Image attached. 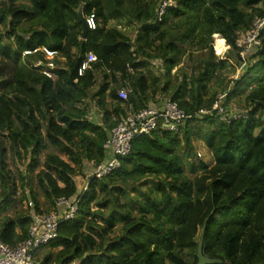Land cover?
Wrapping results in <instances>:
<instances>
[{"label": "trees", "instance_id": "obj_1", "mask_svg": "<svg viewBox=\"0 0 264 264\" xmlns=\"http://www.w3.org/2000/svg\"><path fill=\"white\" fill-rule=\"evenodd\" d=\"M163 1L0 0V211L16 192L9 158L26 163L19 200L28 188L37 213L59 197L77 204L40 264H196L201 235L209 258L264 264V26L246 56L237 45L264 17V0H168L160 14ZM79 9L96 16L84 38ZM110 20L139 24L135 38ZM215 34L226 42L225 58L213 52ZM42 48L56 52L53 69ZM88 53L95 60L78 75ZM159 58L161 80L149 69ZM234 64L242 68L238 78H216ZM213 79L221 92L210 91ZM157 88L187 114L179 131L134 137L119 168L88 177L79 191L75 177L104 159L111 128L154 102ZM224 92L225 104L244 94L245 116L226 122L199 114ZM193 137L212 154L211 166L191 161ZM29 222L28 215L7 217L2 240L15 246Z\"/></svg>", "mask_w": 264, "mask_h": 264}, {"label": "built area", "instance_id": "obj_2", "mask_svg": "<svg viewBox=\"0 0 264 264\" xmlns=\"http://www.w3.org/2000/svg\"><path fill=\"white\" fill-rule=\"evenodd\" d=\"M170 4L171 2L168 0L163 1L159 9L160 14ZM85 21L88 30L96 28V16L94 13L88 14L85 17ZM263 26L264 17L255 18L250 28L241 35L237 45L241 47L240 55L242 57L246 56L251 49L260 45L259 32ZM36 50H25L23 55L31 54ZM42 51L49 60L46 64L47 67L53 69L55 67L53 59L56 56V52L49 51L46 48H42ZM94 60L95 56L92 53H88L78 67V75H82ZM34 66H43V64L41 60H37ZM42 72L49 77L51 76V72L46 69H43ZM127 93L128 90L126 88H121L118 91L119 99L126 100ZM225 96V92L219 93L217 100L212 104L211 108H202L199 110V114L206 115L215 112L220 120L226 122L246 115V110L242 109H234L231 113H228L230 110L227 108L228 104L224 102ZM187 117L185 111L169 97H163L159 101L151 102L138 111L128 112L126 116L111 128L110 134L103 144L105 152L104 159L98 163L93 161L89 163L91 170L87 178L94 177L96 179H102L119 168V158L130 152L131 141L134 137L149 135L157 130L177 133ZM24 202L28 210L27 215L30 219L27 234L15 246L5 243L0 235V264H38L35 260L37 251L58 236L60 223L64 220L72 219L77 210L76 202L66 197L57 198L55 208L42 213L36 212L35 204L28 192ZM70 264L82 263L74 261Z\"/></svg>", "mask_w": 264, "mask_h": 264}, {"label": "rangeland", "instance_id": "obj_3", "mask_svg": "<svg viewBox=\"0 0 264 264\" xmlns=\"http://www.w3.org/2000/svg\"><path fill=\"white\" fill-rule=\"evenodd\" d=\"M3 1V0H1ZM108 25L110 26H117L118 28H120L121 30H123L126 35L128 37H130L132 40L135 38L136 36V32L137 29L139 28V24L135 23V24H130L127 23L126 20H122V21H115V20H110L108 21ZM212 49L213 52L216 56H218L219 58H225V55L228 51V47L226 45L225 40L223 41L224 44V50L221 53H217L215 50V35L212 36ZM157 45V44H156ZM156 48V46H155ZM61 61L63 60L62 58H59ZM182 62L185 64L187 63V58L184 57L182 59ZM180 67V64L176 67H174L171 70V75L174 74V72L176 71V69ZM150 74L152 76H154L156 79L161 80L164 77V70L161 66V59H152L150 60ZM222 74L219 73L216 75V78H218L219 80L222 79L223 81H225L227 78H238L240 76V74L242 73V68L238 65H232V67L224 70L221 72ZM158 87H162V85L159 82ZM221 86L218 85L217 81H215L214 79L211 81V85H210V91L212 92L213 90L219 91L221 92ZM156 94H155V101H159L161 98H163L164 96L162 95L163 93L157 88L156 90ZM165 97H169V93H165ZM154 101V102H155ZM91 108H92V113L94 115H97L98 119L101 120V114L100 111L95 107V105L93 104V102H91ZM227 108L230 110L228 113H231V111H233L234 109H242L245 110V104H244V94L241 95H237L235 97H233L232 99H230V101L228 102ZM193 140V146H194V152L191 156V161L194 163H198L199 161H204L208 166H211L213 164V156L210 153V151L206 148V146L204 145V143L200 140L197 139L195 137L192 138ZM43 157V156H42ZM8 164H9V168L12 171V175L14 177V182H15V186H16V192L14 194V196H12V198L10 199L11 201H13L12 205H7L4 209H2L0 211V224L1 222H3L7 217L8 218H16L17 215H27L28 210L26 208V204L24 202V200L26 199L25 197V193H24V199L19 200L22 197V188L20 186V181H19V174L22 173V171L25 170V166L26 163L24 161L21 162H16L14 161V159L9 158L8 160ZM91 168L90 166H87L86 169L84 170V175L79 173L77 174V176L75 177V182L77 185V188L79 191L83 190L85 185H86V180H87V176H89V172H90ZM2 191V188H0V192ZM27 192H29V189L26 188V195ZM39 201L42 202V198L39 196ZM1 207L4 206L5 204L3 202H0ZM44 208V207H43ZM16 231L19 232V227H16ZM200 233H198L197 238H199ZM48 251V247L43 246L39 251H37L36 253V262H38V264H40V259L41 257ZM40 256V257H39ZM165 264H170L168 261H165Z\"/></svg>", "mask_w": 264, "mask_h": 264}, {"label": "water", "instance_id": "obj_4", "mask_svg": "<svg viewBox=\"0 0 264 264\" xmlns=\"http://www.w3.org/2000/svg\"><path fill=\"white\" fill-rule=\"evenodd\" d=\"M78 15H79L80 20L82 22V27H83L82 37L84 38L89 30H88L85 18L82 15L81 9L78 10ZM196 256H197L196 264H226L223 262L222 259L209 258L206 255H204V253H203V236L202 235L198 241Z\"/></svg>", "mask_w": 264, "mask_h": 264}, {"label": "bare ground", "instance_id": "obj_5", "mask_svg": "<svg viewBox=\"0 0 264 264\" xmlns=\"http://www.w3.org/2000/svg\"><path fill=\"white\" fill-rule=\"evenodd\" d=\"M223 38L215 34V50L217 53H221L224 50Z\"/></svg>", "mask_w": 264, "mask_h": 264}, {"label": "crops", "instance_id": "obj_6", "mask_svg": "<svg viewBox=\"0 0 264 264\" xmlns=\"http://www.w3.org/2000/svg\"><path fill=\"white\" fill-rule=\"evenodd\" d=\"M85 172V171H84ZM84 172H83V175H84Z\"/></svg>", "mask_w": 264, "mask_h": 264}]
</instances>
